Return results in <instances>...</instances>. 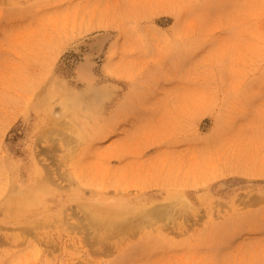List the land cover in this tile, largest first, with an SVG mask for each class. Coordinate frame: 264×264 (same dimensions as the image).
<instances>
[{
  "label": "rangeland",
  "instance_id": "1",
  "mask_svg": "<svg viewBox=\"0 0 264 264\" xmlns=\"http://www.w3.org/2000/svg\"><path fill=\"white\" fill-rule=\"evenodd\" d=\"M0 264H264V0H0Z\"/></svg>",
  "mask_w": 264,
  "mask_h": 264
},
{
  "label": "bare ground",
  "instance_id": "2",
  "mask_svg": "<svg viewBox=\"0 0 264 264\" xmlns=\"http://www.w3.org/2000/svg\"><path fill=\"white\" fill-rule=\"evenodd\" d=\"M67 102H69V101H67ZM22 194H25V193L23 192ZM92 209H94V208H92ZM92 212H94V211L92 210ZM118 212H120V213H118ZM94 215H95L96 220L100 221L101 223H105L111 227L112 226L116 227L122 223H125V224L128 223L129 224L132 222H136L139 219H142L144 217L149 216L148 214H144V211H143V209H141V207L139 209H137L136 207L135 208L130 207L128 209L125 208V211L105 210V211L100 212L97 210L96 213L94 212Z\"/></svg>",
  "mask_w": 264,
  "mask_h": 264
}]
</instances>
